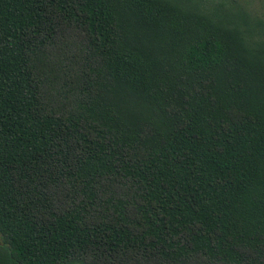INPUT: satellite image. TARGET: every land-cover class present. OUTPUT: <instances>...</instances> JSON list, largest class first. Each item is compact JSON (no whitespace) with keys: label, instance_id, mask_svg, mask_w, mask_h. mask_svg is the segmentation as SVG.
I'll list each match as a JSON object with an SVG mask.
<instances>
[{"label":"trees","instance_id":"obj_1","mask_svg":"<svg viewBox=\"0 0 264 264\" xmlns=\"http://www.w3.org/2000/svg\"><path fill=\"white\" fill-rule=\"evenodd\" d=\"M260 22L0 0V264H264Z\"/></svg>","mask_w":264,"mask_h":264},{"label":"rangeland","instance_id":"obj_2","mask_svg":"<svg viewBox=\"0 0 264 264\" xmlns=\"http://www.w3.org/2000/svg\"><path fill=\"white\" fill-rule=\"evenodd\" d=\"M241 9L247 13L253 21L260 22L259 25L264 27V0H237Z\"/></svg>","mask_w":264,"mask_h":264}]
</instances>
